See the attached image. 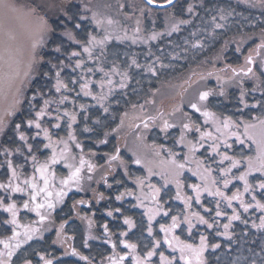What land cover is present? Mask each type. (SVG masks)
Segmentation results:
<instances>
[{"label": "trees", "instance_id": "obj_1", "mask_svg": "<svg viewBox=\"0 0 264 264\" xmlns=\"http://www.w3.org/2000/svg\"><path fill=\"white\" fill-rule=\"evenodd\" d=\"M47 1L39 0L38 6L35 3L31 5L36 8L37 13L46 14L44 16L47 17L51 29L49 34H44L43 38L47 39L37 54L40 58L36 66L37 74L28 76L20 95L14 100V102L19 100L20 103L13 102L5 111L3 110V115L7 112L4 124L9 121L4 128L2 127L0 146L5 144L13 146L10 143L13 139H8V136L13 138L10 133L16 123L27 125L26 122L31 118L29 99L38 91L43 93L50 84L49 76H44V72L51 75V67L58 64L56 60L59 53L63 51L70 54L73 47H77V41L80 42L88 36L91 24L81 23L79 20L80 13L88 16L90 12H82L81 7L89 6L101 13L110 14L127 28H135L140 33L161 31L162 35L155 39L150 38L147 44L141 45L142 47H137L135 45L140 44L131 42L111 41L104 47L96 49V55L94 52L91 57L98 59L99 63L109 62L108 68L105 69L108 75L97 74V77H93L102 81L112 77L118 82L113 81L111 86L105 85L109 84L108 82L104 83L105 86H98L93 82V88L100 87L99 91L102 92L94 95L96 99L88 97L82 99L83 102L79 98L75 99V95H72L75 84L70 82L73 80L72 75L64 68L62 79L66 82L67 88L63 93L71 99L73 97L74 103H67V106L70 114L75 115V120L68 121L67 116L61 114L62 120L57 130L63 134H69L71 131L76 137V143L82 145L85 158L95 167L98 165L91 173L85 167L82 182L88 189L95 187L93 189L96 193L91 196L92 198L101 197L104 200L91 204L89 210H83L86 216L78 223L72 220L73 212L69 208L70 200L78 197V193L69 195L60 209L56 208L49 213L48 218L52 222L71 221L66 223V231L76 251L73 255L58 254L53 242L55 231L50 229L43 237L20 245L13 251L10 259L6 256L7 264H22L25 261L40 264L41 260L38 263L34 260L38 252L49 255L51 264H104L110 257L109 254L114 251L109 242L114 245L119 242L120 235H116L115 232L125 230L122 218L127 216L132 218L133 226L130 230L127 226L129 232L125 236L126 241L135 244L136 248L131 250L123 245L124 264H134L133 255H146L152 248L150 244L154 236L160 243L162 242L157 249L158 254L165 252L173 259V264H185L175 242L174 251L166 249L161 239V229L153 225L152 221L149 222L143 210L128 211L124 206L128 201L116 199L121 193L139 192L137 177L143 179V185L147 186L153 182L159 186L157 200L168 215L164 216L162 213L158 219L170 225L172 217L176 216L179 227L173 230L175 236L197 248L201 246V236L205 237L200 264H264V227H259L261 217H264V209L256 207L257 201L264 204V189L258 187V184L264 181V173L259 171L249 173L247 180L251 188L248 192H244V182L238 179L247 169L243 157H255L256 145L251 141L247 143V140L244 144L236 143L233 139L230 148L224 149L220 146L221 154L227 153L242 160V163L232 168L227 176H221L220 169L228 168L231 162L220 163L216 160L218 155L211 151L210 145L213 143L211 140L196 144L197 150L194 155L189 151L188 141L195 143L199 139L195 127L185 131L183 144L177 143L184 123L195 121L202 131L209 128V125L203 122L201 113L190 107L192 103L240 123L264 119L262 65L264 48H257V45L264 43V0H177L170 7L161 10L146 5L143 0ZM190 5L191 11L188 10ZM214 13L222 15L217 17ZM77 24L80 25L79 28L76 27ZM217 24L222 27H216ZM93 28L92 25L91 31L94 32ZM69 31L73 38L65 35ZM188 44L195 46L192 48L193 46ZM57 46L60 48L59 52L55 50ZM98 54L101 58L97 57ZM249 55L252 56L254 63L251 73H247L248 64H244ZM101 69L103 68L99 71ZM122 83L124 87H121ZM201 92H209L208 98L204 101L199 99ZM35 96L39 98L42 95ZM2 97L0 96V100ZM100 97L104 99L101 100ZM7 101L8 99L2 102L6 105ZM164 121H168L173 127L166 131L162 130ZM69 123L72 125L71 129L68 127ZM146 123L148 127H145ZM86 128L88 131H85ZM26 129L30 131L29 128ZM100 140L106 143H98ZM28 142L31 144V151L25 142H21L22 150L27 155L42 157L40 139L36 137L32 139L29 136ZM200 144H203V147ZM117 147L120 148V159L114 161L115 164H110L112 161L108 160V155L115 154ZM73 149L76 155L80 156L81 150L75 145ZM170 152L176 154L175 159L178 162L185 163L186 168L189 166L193 170H198L197 161H204L199 171L204 175L203 168L209 166L212 168L208 186L213 192L219 187L226 196H232L239 190L243 193L245 203L251 207L244 211L238 200H233L232 206L229 207L227 200L210 196L208 192H201L200 202L197 203L196 193L190 185L198 183L205 185V181L200 177L190 176L184 170L179 176L169 175L166 165L170 164ZM185 155L188 156L187 161L184 160ZM137 158L142 161L141 164L133 162ZM15 165L23 167L28 173L26 160L20 159ZM2 177L5 179L6 173ZM213 178L217 181L215 186L211 185ZM224 179L230 181L226 188L223 186ZM177 180L180 183L179 188ZM178 191L182 198H177ZM189 196L190 207H186L185 199ZM217 201L220 202V210L224 213L219 217L215 214ZM233 208L240 219L229 221L228 218L233 215ZM95 211L99 215L94 213ZM107 211L117 212L113 214L115 220L108 219L105 213ZM191 213L204 216L212 227L201 224ZM186 216L191 218L193 225L191 229L185 220ZM103 224L108 228L107 233L105 229V233L102 231ZM225 224L229 225L227 230L224 228ZM149 227L152 229L151 234L148 231ZM2 229L4 228L0 225V237L6 231ZM100 244L104 247H99ZM214 245L217 247H213ZM154 261L156 262V258ZM193 264L197 262L193 260Z\"/></svg>", "mask_w": 264, "mask_h": 264}, {"label": "rangeland", "instance_id": "obj_2", "mask_svg": "<svg viewBox=\"0 0 264 264\" xmlns=\"http://www.w3.org/2000/svg\"><path fill=\"white\" fill-rule=\"evenodd\" d=\"M45 2H48L47 0H44ZM83 1V0H81ZM158 1V0H157ZM13 2L15 3L18 11L16 12H9L7 15L3 14L2 12H0V28H6V26H4L3 24L6 23H10L17 31H20L22 36L21 38L24 40H27V38L32 35L31 33L34 32L35 34L31 37V39L33 38H38L40 39V35L42 33V31L44 30L47 34L50 33V23L47 19L45 13L44 15L42 13H37L36 8H33L31 5H33L34 3L36 4V6H38V2L39 0H13ZM50 3V2H49ZM52 7V6H51ZM146 8V7H145ZM31 9H35L34 12H30ZM161 10V9H159ZM50 11V10H48ZM81 11H88L89 15L86 16L84 14L81 15L80 13V19L79 22H86L91 24V26L93 25V31H91V26L89 27V32H88V36L86 37V39H83L82 41H80L79 43H77V47H73L74 49L71 51L72 52H78L80 53L79 56L76 57H70V54L61 51L59 53L58 56V60H56V62H58V64H56V67H51V75L49 76L50 79V84L48 85V87L43 91L42 96H40L38 98V96H35V98L33 99V96L29 99L30 102V111L29 113L31 114V118L29 120H35L36 119V112H38L40 110V108L43 106L44 100H49L50 103L48 105V108L46 109V114L44 116H42L40 118V124H41V128L37 129L35 127V125H29L28 122H26V126L22 125L20 122L15 124L14 129L11 131V137L8 136V139H13L12 142H10L11 144H13V146H10L8 144L2 145L0 146V184H7L9 182V176L11 175L10 171H9V167H8V161L11 160L13 167L15 168V171L19 177V180L16 182H22L26 177H29L33 174V164H32V157L34 155L25 153L24 150H22V143L21 142H25L27 148L29 149V145H31L28 142V138L30 136V138H39L41 141V154L43 155L42 157H36L37 161L43 162L47 157H49L51 155V148H45V145H47L49 143V141L44 137V133H43V129L47 128L49 131V134L52 138V141H58L60 139H64V140H69V136L68 133L67 134H63L61 132H59L57 130L58 127H54V125L59 124L60 125V121L61 119V114H64L65 112L69 113V115H65L67 116V120L70 121L71 120V114L69 112V106H67V103H71L73 104V97L71 99V97H69L68 95L64 94V89H61L60 92L56 91L55 85H56V72L60 71L61 72V76L60 79L66 84V82L62 79L63 73H64V68H67L69 73L72 75L73 80H70L71 84H75V90L73 91L72 95H75V99H78L80 101L83 102L82 99H88L91 97H94V95H98L101 94L102 92L99 91L101 90L100 87L98 88H93L92 83L96 82L98 86H105V85H110V84H105L107 83V81L109 79H111V81L113 82H117V80H115L112 77H107L108 80L102 81L100 79H96V77L98 76L97 74H105L108 72L105 71V69L108 68V61L106 63H99L98 59H93V57L89 58V54L85 53L83 51L84 46H89L92 49L91 54L96 55L97 50L101 47H104L106 44H108L111 41H117V42H127V43H135V44H140V45H135L137 47H142L141 45L147 44L148 40L150 38H157L159 36H161L162 32L161 31H151L147 34H143L140 33L138 30L136 31L135 28L129 29L127 28L121 21L117 20L116 18H114V16L110 15V14H106V13H101L98 9H94L93 7H89V6H83L81 7ZM217 17L221 16L222 13H214ZM43 17V20H41L40 18ZM83 17V19H82ZM111 20L112 22L109 23L108 21ZM46 21V23H45ZM3 23V24H2ZM89 34H91L92 36H94L96 38V41H103V43H94L93 45H88V39H89ZM45 38V37H44ZM43 38V39H44ZM47 39V38H46ZM46 39L42 40V42H44ZM0 41L4 42L5 41V47L3 48L0 45V96L2 97V100H0V128H4L7 124H4V120L7 116V112L5 115H3V110L5 111V108L8 106V104L4 105L6 99H9V97L13 96V93L16 96H19L21 93V89L19 91H17V88L15 86H19V81H20V77L14 75L15 72L18 70L19 66H20V62L17 60V44L15 43L14 39H10L8 37H6L5 35H3L2 30H0ZM193 46L192 48H194L195 45L192 44H188V46ZM6 49V50H5ZM86 55V58H84V56ZM97 57H100V54L97 55ZM77 60L82 61L81 67L77 68L76 67V62ZM60 61H63V65L60 64ZM89 62V63H88ZM244 64L247 65L248 68H250L251 64L247 63L246 59L244 60ZM254 63H252L251 68L253 67ZM263 67H264V59H263V63H262ZM66 66V67H64ZM100 68H103L104 71H99ZM247 68V69H248ZM89 69H91V71H89ZM246 69V71H247ZM110 71V70H108ZM111 72V71H110ZM95 74V75H94ZM89 75V76H88ZM96 76V77H93ZM76 81V83H73V81ZM90 82L89 83V90L91 91L92 95H84V92L81 90L80 85L82 83L85 82ZM118 83V82H117ZM116 84V83H115ZM113 84V85H115ZM111 86V85H110ZM62 97H67V99L64 101L63 104L59 103V101L61 100ZM1 99V98H0ZM36 102V103H35ZM93 102V100H92ZM198 105V104H197ZM200 107V105H198ZM201 112L207 110L211 113H214L213 111L209 110V109H205V108H201ZM215 114V119L216 121L222 125L224 118L228 117V116H222L219 115L217 113ZM59 116L60 119H56V117ZM7 119V118H6ZM232 119V118H231ZM28 120V121H29ZM202 120L205 123V117L202 116ZM233 121H235L234 119H232ZM262 120V119H260ZM260 120H255V121H251V122H247V123H251V124H257L259 125V121ZM50 121V122H49ZM237 124H239V128H235L233 127L231 130L232 131H239L241 133V135L243 134L244 131V123L245 122H237L235 121ZM17 124L20 125L19 130H17L16 126ZM209 125V128H206L205 131H214V124L213 121L210 119L208 121V123H205V125ZM3 128L0 129V133L3 132ZM29 128L30 131H26ZM26 129V130H25ZM20 133H24V135L27 137L26 140H21L19 138ZM37 133H39V135H37ZM30 134V135H29ZM1 136V135H0ZM243 138V137H242ZM7 139V140H8ZM234 139V142H236L235 137L234 136H230L228 137V144H230L232 146V140ZM232 142V143H231ZM249 141L247 140V143ZM75 142L69 141V146L72 149V154H74L76 156V161H72L71 157H69L68 159V163H76L78 164L79 162V156L76 155V153L74 152V145ZM220 146H222L224 149H226L224 143H223V138H221V141L219 142ZM238 143V142H236ZM54 146L57 148V151H59L60 148L63 147L62 144L56 145L54 144ZM221 147V148H222ZM19 150V151H18ZM10 153V154H9ZM20 159L26 160V166L28 169V173H26L23 169V167L20 166L17 167L16 161H20ZM86 159V158H85ZM221 156L218 155L216 157V160L220 161ZM110 164H115L114 161L109 162ZM245 166L247 168V163L246 161H244ZM167 164V163H166ZM97 166L94 167V169H97ZM166 169L168 171L169 175H175V169L174 166L171 164L166 165ZM184 172L187 171L189 173L190 176H193L195 178H199V175H194V173L197 172V170H193L190 169L189 166H185V168L183 169ZM181 170V171H183ZM52 171H55L56 173V188L53 189V191L59 190V179L67 176L69 169L67 167H65V163L62 161L56 165L53 166ZM180 171V172H181ZM254 172V171H253ZM256 172V171H255ZM6 173V178L2 179V175ZM192 174V175H191ZM181 175V173L179 174ZM82 176L83 178L85 177L84 174V169L82 171ZM103 176V175H100ZM99 177V176H98ZM99 178H103V177H99ZM181 180V178L179 179ZM153 183V182H151ZM148 184L146 186L143 185V187H141L139 185V192H134L131 191V195L126 194V196H122L121 199L119 200H127L128 202H125L124 206L127 207L128 211L130 209H133L134 211H142L144 213V215L146 217H148L149 219V215L151 213H149V209L155 210L157 208V204L156 202H154L152 200V189L150 188V185H154L156 188H159V186H157L156 184ZM194 185H200L201 187L204 186V184L202 183H198V184H194ZM23 186V185H21ZM94 186V185H93ZM83 188V190H82ZM95 188V187H93ZM91 189L89 187L86 188V184L84 182L81 181L79 186H73L70 187L68 189H65L66 191V195L63 197L62 200L60 201H56L55 196H53L52 198V202H53V207L52 208H46V209H42V214L46 217L43 221L40 220V217L36 215L35 212L30 211L28 209L23 208V203L25 200L28 199V195L25 193H12L10 190L6 191L5 189L0 188V199L3 200L4 205H7L8 203L12 202L13 200L16 202V206H17V214H16V220H17V224H12L10 221L12 219V216L10 213L6 212L4 210L3 207H0V225L3 226V228L6 230L3 233V236L0 237V241H5L8 242L12 245H15L17 243H19V246L25 243H29L32 242L34 239H38L43 237L50 229H54L55 233H54V244L56 246V249L58 250V254H64V255H73L76 251H73V245L69 240V237L67 235V231H66V223L71 222L69 220H60L59 222H52L51 220H49V213H51L52 211H54L56 208L60 209L64 203L68 200V196H72L74 193H78L79 196H75L74 198H72L69 203V208L70 210L73 212V218L72 220L75 223H78V221L82 218H84L86 216L85 213H83V210H89L90 205L94 203H98L99 201L104 200V198H95V197H91L93 194L96 193V191L94 189ZM81 191V192H80ZM10 197V199H9ZM90 197L92 200H90ZM190 197V196H189ZM191 198V197H190ZM77 201H84V203H77ZM191 202V199L189 200V203ZM160 205V203H159ZM85 212V211H84ZM110 211L105 212L108 216V219L110 220H115L114 218V213H117L116 211L112 213V215H108ZM165 212H167L164 208H161V210L154 215V218L151 220L153 225H157L160 229H161V225H165L168 226L169 224H166L163 221H159L158 217L159 215H161L163 213V215L165 216ZM94 213H97L96 211ZM168 213V212H167ZM98 214V213H97ZM99 215V214H98ZM101 215V214H100ZM192 215V213H191ZM193 216V215H192ZM49 217V218H48ZM195 217V216H193ZM129 219L132 223L133 226V220L131 217L127 216V217H123L122 218V222L124 223V227L125 230L123 231H118L115 232L116 235H120V239L119 242L115 245V249L113 248V243L109 242V244L112 247L113 253L109 254V258L106 259V262L104 264H112V258H115L117 261H119V257L120 256H125V254H123V248H124V244L121 243V241H126V237L130 228L128 224L125 223V219ZM107 219V218H106ZM107 219V220H108ZM158 220V222H157ZM53 223V224H52ZM25 226L27 227V229L31 230V229H35L36 231L31 232V239H28L24 233H25ZM127 226L129 228V230L127 229ZM54 227V228H53ZM102 231L104 232L105 229V225L103 224L101 226ZM2 229V230H4ZM108 229V228H107ZM16 231L18 233H20V235L18 237H16L15 239H11L12 235H13V231ZM155 231V230H154ZM105 232L107 233V230L105 229ZM104 232V233H105ZM121 233H125V235H121ZM156 233V231H155ZM174 235V232L170 233L168 235L169 239H172V236ZM33 239V240H32ZM161 239L163 240V244L165 245L166 249H168L169 251H174L175 249V244L174 246L172 245L171 247L165 243V233L162 231L161 234ZM155 241H159L158 238H155V236L153 237V242L150 244V246L152 247L150 250H154V255L151 256L150 258H148L146 261H144V257L146 255H142V254H136L133 255V257H139L142 261H144V264H161V259H160V253L158 254L157 249L159 248V246L161 245V243H159V245L153 249V244ZM60 244V245H59ZM80 247V245H78ZM103 246L102 244L99 245ZM104 247V246H103ZM18 247L14 248L13 251H15V249H17ZM0 250H3L6 252V250L4 249V245L0 244ZM79 251V249H78ZM38 251H36L37 253ZM149 252V251H148ZM147 252V253H148ZM34 253V254H36ZM164 256L168 258V260L172 261L173 264V259L170 257V255H167L165 252ZM6 254L3 257V259L6 261ZM156 258V262L154 261V259ZM125 259V258H124ZM34 260L36 263L39 262V260H41L40 264H44L45 261H51V257H49V255L47 254H41V252H38L37 255L34 257ZM7 262V261H6ZM125 261L122 262V264H124ZM22 264H27V262H23ZM31 264V263H30Z\"/></svg>", "mask_w": 264, "mask_h": 264}, {"label": "snow or ice", "instance_id": "obj_3", "mask_svg": "<svg viewBox=\"0 0 264 264\" xmlns=\"http://www.w3.org/2000/svg\"><path fill=\"white\" fill-rule=\"evenodd\" d=\"M155 0H148V3H154ZM166 4H171L172 0H165ZM189 11H191V5L189 6ZM18 11L15 3L13 2V0H0V12H2L3 14L7 15L9 12H16ZM35 9H31L30 12H34ZM41 20H43V17L40 18ZM69 19H71V17H69ZM83 19V17H82ZM221 19H223V17H221ZM109 23H111L112 21L109 20ZM46 23V21H45ZM180 23H187V21H180ZM77 28L80 27L79 24L76 25ZM175 28V25L173 26ZM216 27H222V25L217 24ZM65 35H67L69 38H73L72 37V33L66 32ZM37 43H42V41H34L32 44V48L33 50H35ZM77 43H79V41H77ZM88 45H93L94 43H103V41H96V38L94 36H92L91 34H89V39H88ZM257 48H264V43L257 45ZM57 52L60 51L59 46H57V48L55 49ZM239 51V49H237ZM83 51L85 53L89 54V58H91V52L92 49L89 46H84ZM80 53L78 52H72L70 54V57H76L79 56ZM252 56L249 55L248 57H246V61L247 63H252ZM133 63H135V61H133ZM60 64L63 65V61H60ZM82 61L77 60L76 62V67L79 68L81 67ZM33 64L30 62L27 65V70L24 71L23 75L24 77H28L31 70H32ZM53 67H56V65H53ZM137 67H139V65H137ZM152 70V69H149ZM89 71H91V69H89ZM101 71H103V69H101ZM233 71L235 72L236 70L233 69ZM252 69L248 68L247 69V73H251ZM246 73V74H247ZM16 76H19V70H17L15 72ZM105 75L107 76L108 74L105 73ZM44 76H48L47 72H44ZM61 72L57 71L56 72V91L60 92L61 89H66L67 88V84H65L61 79ZM127 76L125 74L124 79H126ZM109 84L112 83L111 79H109L107 81ZM73 83H76V81L74 80ZM89 83L90 82H85L82 83L80 85L81 90L84 92V95H92L91 91L89 90ZM121 87H124V84H121ZM17 91H19V89H17ZM35 95H42V93H40L39 91L35 94ZM35 95L33 96V99L35 98ZM209 96V92H201L199 99L200 101H204L208 98ZM94 99H96V97H93ZM67 99V97H62L61 100L59 101V103L63 104L64 101ZM100 99H104V97H100ZM244 102L243 99V93H241V103ZM14 103L19 104L20 101L16 100ZM50 101L49 100H44L43 106L40 108V110L38 112H36V119L35 120H29L28 124L31 125H35V127L37 129L41 128V124H40V118L42 116H44L46 114V109L48 108ZM81 107L83 108L84 106L81 105ZM190 107L192 109H194L196 112H200L201 115L203 117H205V123H208V121L211 119L213 121L214 124V131H202L200 125L196 124L195 121H192L191 123H184L182 126V131H181V136L180 138L177 140V143L179 144H183L185 142V131H189L191 130L193 127H195V131L199 133V139L193 143L192 141H188L189 144V151L193 153V155L195 154L197 148H196V144H199L200 141H204V140H211L213 143L210 145L211 151L216 153L217 155L221 156V160L220 163H223L224 161H230V166L228 168H221L220 169V173L221 176H227L228 173H230L232 171V168L237 167V165L242 163L241 159H237L235 157L229 156L227 155V153H223L221 154L219 149H220V141L221 138H223V143L225 145L226 148H230L231 145L228 144V137L230 136H234L236 138V142L240 143V144H244L245 140L251 141L252 144L256 145V156L252 157V156H248V157H243V161H246L247 163V169L242 172L240 174V176L238 177V179H240L241 181L244 182V192H248L249 189L251 188V185L248 183L247 177L249 175L250 172L252 171H259L261 173H264V119L259 121V125L257 124H251V123H244V131L243 134L241 135V133L239 131H232L231 129L233 127L235 128H239V124H237L235 121H233L230 117H225L224 121L221 124H219L216 119H215V114L211 113L207 110L201 112L200 107L196 104V103H192L190 105ZM105 111H107V109H105ZM64 115H69V113L65 112ZM71 120L74 121L75 120V115L72 114L71 115ZM56 119H60L59 116L56 117ZM54 127H59V124L54 125ZM69 129H71L72 125L71 123H69L68 125ZM145 127H148L147 123L145 124ZM173 127V125L169 124L168 121H164L163 123V128L162 130L166 131L168 128ZM17 130H19L20 125L17 124L16 126ZM85 131H88V129L86 128ZM43 133H44V137L49 141V143L47 145H45V148H51V155L49 157H47L43 162L37 161L36 157L33 156L32 157V164H33V174L29 177H26L22 182H16L19 180V177L15 171V168L12 165L11 160L8 161V167H9V171L11 173V175L9 176V182L7 184H0V188L5 189L6 191L10 190L12 193H25L28 195V199L24 201L23 203V208L28 209L30 211H33L36 213L37 216L40 217V220L43 221L46 217L42 214V209H46V208H52L53 202H52V198L53 196H55L56 201H60L63 199V197L67 194L65 189H68L70 187L73 186H79L83 176H82V171L83 169H85V167L87 168V171L89 173H91L93 171V168L95 167L89 160L85 159V156L83 154V148L82 145L80 143H75V147L77 149L81 150V154L79 156V162L78 164L76 163H68V159L69 157H71L72 161H76V156L74 154H72V149L69 146V141L75 142L76 137L73 135V133L71 131H69V140H64V139H60L58 141L53 142L52 138L49 134V131L47 128L43 129ZM37 135H39V133H37ZM105 136H107V133H105ZM243 137V138H242ZM19 138L21 140H26L27 137L24 135V133H20ZM98 143H106V141L104 140H100L98 141ZM54 144L59 145L62 144L63 147L59 149V151H57V148L54 146ZM201 147H203V144H200ZM19 151V150H18ZM29 151H31V145H29ZM170 151V150H169ZM120 148L117 147L115 149V154H109L108 155V160L109 161H116L120 159ZM10 154V153H9ZM159 154V153H157ZM176 154L175 153H171L170 152V160L169 163L171 165L174 166L175 171V175L179 176L180 171L183 170L185 168V163L183 162H178L175 159ZM184 160L187 161L188 160V156L185 155ZM64 162L65 163V167H67L69 169L68 175L64 176L62 178L59 179V190L53 191V189L56 188V173L55 171H52V168L54 165L60 163V162ZM136 164H141L142 161L137 158L133 161ZM121 163H123V161H121ZM204 161H197V166H198V170L196 173H194V175H199L201 179H203L205 181V185L203 187H201L200 185H190V187L193 189V191L196 193V201L197 203L200 202V194L201 192H208V194L210 196H218V197H222L225 200L228 201V206L231 207L232 206V201L233 200H238L240 202L241 207L244 209V211H248V209L251 207V205L245 203V201L243 200V193L239 192V190H237V192L233 193L232 196H226L225 193L223 191L220 190L219 187H216L215 192L212 191V188L208 186V177L211 176L212 173V168L209 166L207 168H203V173L204 175H201L199 169L203 166ZM151 169H149V175H151ZM88 179H91V176L88 177ZM143 179L140 177H137V184L138 185H143ZM177 187H180V183L177 180ZM230 183L229 180L224 179L223 180V186L226 188L228 186V184ZM217 184V181L215 178H213L211 180V185L215 186ZM23 185V186H21ZM258 187L260 189H264V181L260 182L258 184ZM150 188L152 189V200L154 202H156L157 204V208L155 210L149 209V213H151L149 215V222H151V220L154 218V215L157 214L162 206L159 205V201L157 200V196L159 195L160 189L156 188L154 185H150ZM125 194L131 195V191H128L126 193H121L119 196L116 197L117 200L121 199V197ZM177 198H182L180 197V193L178 191L177 193ZM10 199V197H9ZM191 198H187L185 199V205L186 207H190L189 204V200ZM253 199H255V197H253ZM77 203H84V201H77ZM220 202L217 201V207H216V216L219 217L221 215H223L224 213L220 210ZM0 207H3L4 210L8 213L11 214L12 219H11V223L12 224H17V220H16V214H17V206H16V202L13 200L12 202L8 203L7 205H4L3 200L0 199ZM256 207L259 209H264V204L260 203L259 201H257L256 203ZM117 211H119V209H117ZM206 211H210L209 209H206ZM165 215H168L167 212L164 213ZM108 215H112L111 212L108 213ZM193 216H195L199 222L201 224H207L209 228L212 227V224L208 223V221L204 218V216H201L199 213H192ZM229 221L232 220H238L240 219L239 214L236 212V209L233 208V215L230 216ZM185 220L188 222V227L189 229H191L193 227L192 223H191V218L186 216ZM125 223L129 225V227L132 226V223L129 219H125ZM254 227H257V225H253ZM179 227V221L178 218L176 216L172 217V223L168 226L165 225H161V231H163L165 233V243H167L170 247L173 245V243L175 242V244L179 247V250L181 252V259L185 261V264H193V260H195L197 262V264H200V255L203 252V248L205 246V237L202 235L201 236V246L199 248L195 247L194 245L190 244V243H185L184 241H181L179 237L173 235L172 239L168 238V235L170 233L173 232V230L175 228ZM229 227L228 224L224 225V228L227 230ZM259 227H264V217H261V223L259 225ZM25 233L24 235L28 238L31 239V232L36 231L35 229H27V227L25 226ZM105 229L107 230V226H105ZM149 234H151V227H149L148 229ZM227 234V233H225ZM20 235V233L16 232L15 230L13 231V235L11 239H15L16 237H18ZM121 235H125V233H121ZM121 243H123L125 245V247L131 249V250H135L136 245L135 244H130L127 241H121ZM159 241H155L153 244V249H155L158 245H159ZM0 244L4 245V249L6 250H0V264H7V262L3 259V257L5 256V254L7 255V257L10 259L11 256L13 255V249L16 247H19V243L12 245L8 242L5 241H0ZM213 247H217V245H214ZM113 248H115V245L113 244ZM75 251V250H73ZM154 255V250H150L146 256L144 257V261H146L148 258H150L151 256ZM124 256H120L119 257V261H117L115 258H112V264H122V262L124 261ZM160 259H161V264H172L171 260H168L167 257L164 256V253H160ZM133 261L134 264H144V261H142L139 257H133ZM27 264H30V262H27ZM45 264H51V261H45Z\"/></svg>", "mask_w": 264, "mask_h": 264}, {"label": "water", "instance_id": "obj_4", "mask_svg": "<svg viewBox=\"0 0 264 264\" xmlns=\"http://www.w3.org/2000/svg\"><path fill=\"white\" fill-rule=\"evenodd\" d=\"M146 5L156 8V9H165L170 7L171 5H173L177 0H172L171 4H166L165 0H155L154 3H148V0H143ZM3 24V23H2ZM4 26H6V28H0V30H2V32L10 39H14L15 43L17 44L18 49L17 51V60L20 62V66L18 68L19 70V76L20 77V81H19V86L17 84V86H15L17 89H21L23 88L25 81L27 80L28 77H24L23 73L24 71L27 70V65L31 62L33 64L32 70L29 74L30 75H36L37 74V65L39 64L40 58L37 56L38 51H40L41 48H43L44 46V42L42 43H37L35 50H33L32 48V44L34 41H41V39L43 40V36L46 33L44 30L42 31L41 35H40V39L38 38H33L31 39V37L35 34L34 32H32L27 40H24L21 38L22 34L20 31H17L9 22L6 24H3ZM252 63H253V59H252ZM252 63L251 66H252ZM250 66V68H251ZM24 83V84H23ZM18 96H16L13 93L12 97H9L8 101L6 102V104L11 105L15 99H17Z\"/></svg>", "mask_w": 264, "mask_h": 264}, {"label": "flooded vegetation", "instance_id": "obj_5", "mask_svg": "<svg viewBox=\"0 0 264 264\" xmlns=\"http://www.w3.org/2000/svg\"><path fill=\"white\" fill-rule=\"evenodd\" d=\"M3 33V32H2ZM5 35V34H4ZM6 36V35H5ZM7 37V36H6ZM5 41L4 42H2V41H0V45L4 48L5 47ZM6 50V49H5Z\"/></svg>", "mask_w": 264, "mask_h": 264}]
</instances>
